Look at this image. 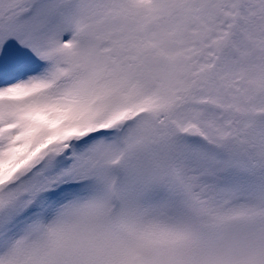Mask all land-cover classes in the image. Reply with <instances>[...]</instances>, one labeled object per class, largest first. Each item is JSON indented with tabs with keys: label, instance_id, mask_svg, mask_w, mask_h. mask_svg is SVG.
<instances>
[{
	"label": "snow or ice",
	"instance_id": "6c2138e0",
	"mask_svg": "<svg viewBox=\"0 0 264 264\" xmlns=\"http://www.w3.org/2000/svg\"><path fill=\"white\" fill-rule=\"evenodd\" d=\"M0 264H264V0H0Z\"/></svg>",
	"mask_w": 264,
	"mask_h": 264
}]
</instances>
